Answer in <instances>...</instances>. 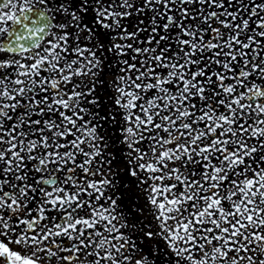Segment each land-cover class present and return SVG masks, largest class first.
Returning <instances> with one entry per match:
<instances>
[{
    "label": "snow or ice",
    "instance_id": "6c2138e0",
    "mask_svg": "<svg viewBox=\"0 0 264 264\" xmlns=\"http://www.w3.org/2000/svg\"><path fill=\"white\" fill-rule=\"evenodd\" d=\"M0 264H264V0H0Z\"/></svg>",
    "mask_w": 264,
    "mask_h": 264
}]
</instances>
